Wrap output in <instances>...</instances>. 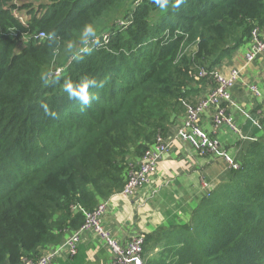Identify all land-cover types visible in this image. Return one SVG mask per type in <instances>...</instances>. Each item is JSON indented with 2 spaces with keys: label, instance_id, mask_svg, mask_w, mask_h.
Segmentation results:
<instances>
[{
  "label": "trees",
  "instance_id": "1",
  "mask_svg": "<svg viewBox=\"0 0 264 264\" xmlns=\"http://www.w3.org/2000/svg\"><path fill=\"white\" fill-rule=\"evenodd\" d=\"M16 1L0 0V264L59 246L84 222L73 205L92 209L122 191L157 134H172L208 91L200 69L220 68L254 27L264 29V0H168L156 22L153 0L122 9L123 0ZM110 10L115 21L97 31L96 50L75 61L66 44ZM39 31L44 38L32 37ZM42 72L57 82L44 86ZM87 78L103 87L90 88L98 98L82 107L63 83ZM258 133L247 137L240 168L191 214L144 234L143 257L160 250L147 264H264V128Z\"/></svg>",
  "mask_w": 264,
  "mask_h": 264
},
{
  "label": "crops",
  "instance_id": "2",
  "mask_svg": "<svg viewBox=\"0 0 264 264\" xmlns=\"http://www.w3.org/2000/svg\"><path fill=\"white\" fill-rule=\"evenodd\" d=\"M245 51L243 53L239 51L240 57L226 60L220 68L228 71L237 67L242 68V73L244 70L246 73L257 72L250 70L252 68L250 64L245 65ZM255 62L256 66L264 64V57H259ZM240 83H244V79L241 78L233 88L232 101L228 104V109L233 113L234 118L240 121L243 134L249 137V140H253L264 128L261 122V119H264V106L259 107L262 102L253 106L251 102L241 98L243 92L246 94L249 88L244 89ZM201 125L207 132L217 136L222 148L229 151L235 160L242 157L246 139L239 138L224 127L216 130L212 123L211 111L203 115ZM237 139H240L239 143ZM169 140L171 145L167 155L159 162L151 181L143 186L135 197L117 194L110 198L103 223L122 243L127 242L135 234L144 235L159 226L180 222L184 216L191 214L193 207L207 191L212 190L218 183L228 180L231 175L232 169L220 154H199L197 149L178 138ZM134 214L139 218L137 219ZM79 252L82 253L83 259L77 264H85L87 260L93 259L100 261L101 264L110 262L109 253L95 235L83 234ZM158 252L159 249L156 248L146 256L147 259L154 257L155 254L158 255ZM64 257H66L65 253L58 256L55 261H59L58 264H66Z\"/></svg>",
  "mask_w": 264,
  "mask_h": 264
},
{
  "label": "built area",
  "instance_id": "3",
  "mask_svg": "<svg viewBox=\"0 0 264 264\" xmlns=\"http://www.w3.org/2000/svg\"><path fill=\"white\" fill-rule=\"evenodd\" d=\"M140 2L142 0H136ZM123 21H121V24ZM43 31H39L32 37L44 38ZM109 35H105L108 41ZM259 57H264V29L256 26L251 31V40L244 54L245 65L252 64ZM61 68L55 72L60 73ZM201 77H209L211 86L207 93L195 104L188 106L185 117L176 132L166 137L161 132L156 136L154 144L149 147L140 158L138 166L132 167L128 179L121 193L127 197H135L139 190L151 181L152 176L158 169L159 162L167 155L171 145L170 138H178L183 143H188L199 154H220L221 158L231 169H239L240 164L222 148V144L216 135L207 132L201 125L203 115L211 111L212 123L217 129L228 128L239 138L247 139L242 130L236 124V119L229 112L228 104L232 101V91L242 77V68H231L228 71L215 68L211 71L205 68L200 70ZM250 91L261 97V91L255 84L249 85ZM110 199L100 201L92 209H87L79 203L72 206L73 211L84 215V222L80 228L67 236L63 245L55 249L44 251L36 259H23L22 264H54L56 258L63 253L67 256H76L79 253L83 234L95 235L103 244L110 256V264H145L143 257V234H135L130 239L120 242L110 229L103 223V217L108 211ZM26 260V261H25Z\"/></svg>",
  "mask_w": 264,
  "mask_h": 264
},
{
  "label": "clouds",
  "instance_id": "4",
  "mask_svg": "<svg viewBox=\"0 0 264 264\" xmlns=\"http://www.w3.org/2000/svg\"><path fill=\"white\" fill-rule=\"evenodd\" d=\"M183 2V0H176V7ZM153 3L164 9L167 7L168 0H153ZM49 38L51 41L56 40V33H50ZM99 45V38L97 36V29L91 23H86L80 30L78 41H69L65 46V51L71 54L72 58L79 62L84 59L85 56L91 55L96 47ZM52 74L59 75L60 73L51 72ZM52 74L48 72H42L40 74V81L44 86L54 85L57 82L58 77L54 78ZM103 87V81H97L94 78H87L78 83H74L71 80H65L63 83V91L67 94L70 100L78 101L82 107L90 106L94 99L98 97L95 94H90V88ZM40 107L43 109L44 114L52 119H55L57 113L51 111L47 103H41Z\"/></svg>",
  "mask_w": 264,
  "mask_h": 264
},
{
  "label": "rangeland",
  "instance_id": "5",
  "mask_svg": "<svg viewBox=\"0 0 264 264\" xmlns=\"http://www.w3.org/2000/svg\"><path fill=\"white\" fill-rule=\"evenodd\" d=\"M48 0H17L16 2H19V5H21V4H33V5H36V6H38V5H40L41 3H45V2H47ZM134 1L135 0H123L122 1V3L120 4V7H119V9H122V8H124V7H126V8H128V7H134L133 6V4H134ZM28 8V7H27ZM26 9V8H25ZM166 10V8H164V9H161V8H159V9H157L154 13H153V16L151 17V20H152V22H156L159 18H160V16L163 14V12ZM28 11L27 10H22V13H20V16L23 18V20H24V22H28V19H30V16H29V14L27 13ZM115 17V12L113 11V10H110L109 12H105L104 13V15H103V17L102 18H100V20L99 21H95L94 23H93V25L96 27V29H97V31H100V30H102L103 28H105L106 26H108V25H112L113 24V22L115 21L113 18ZM116 22H120V20H117ZM78 37H79V35H78ZM246 47V46H245ZM245 47H242L239 51H240V53H243L244 51H245ZM239 51L233 56V57H240L241 56V54L239 53ZM250 67H252L250 70L251 71H253V70H257V72H248V73H246L245 71L246 70H244L243 71V73H242V79H244V83H240V85L241 86H243L244 87V89H246L247 87L249 88V85H251V84H255L256 86H258L259 87V89H260V91H261V97L259 98V97H256V96H254V94L250 91V89H248V90H246V94H248V96L245 94V92H243V94L241 95V98H243V99H245V100H247V102H251L252 104H253V106H257L258 104H259V102H262L263 103V106H264V69H263V66H264V64H261V65H259V66H256V62H254V63H252V64H250L249 65ZM249 67V68H250ZM201 69H203V68H201ZM200 69V70H201ZM56 70H55V68H52V71L51 72H55ZM198 76L201 78V76H200V71H199V73H198ZM244 89H242V90H244ZM206 91V92H205ZM204 92V94L203 95H205L206 93H207V88H206V90H205ZM253 94V95H252ZM251 95V96H250ZM252 96H254V97H252ZM260 100V101H259ZM258 101V102H257ZM262 103L260 104V105H262ZM232 113V112H231ZM233 114V113H232ZM185 117V116H184ZM184 119V118H183ZM183 119L181 120V122H179L178 124H176V125H174V126H172V129H171V132H176L177 131V129H178V127H180L181 126V124H182V121H183ZM236 121V124L239 126V128L242 130V128H241V124H240V121H238V120H235ZM224 128H226V127H224ZM226 129H228V128H226ZM243 132V131H242ZM158 135V134H157ZM249 138V137H248ZM237 141H238V143L240 142V139L238 140L237 139ZM224 148V147H223ZM225 149V148H224ZM229 152V151H228ZM231 152V151H230ZM231 154H233V153H231ZM237 160V159H236ZM238 162V161H237ZM121 193V191L120 192H118V193H115V194H113L112 196H114V195H117V194H120ZM111 196V197H112ZM111 197H109V199L111 198ZM135 216H136V214H134ZM135 218V217H134ZM136 218L138 219L139 218V216H136ZM142 234V233H141ZM68 236V235H67ZM67 236L65 237V239L67 238ZM143 236H145V235H143ZM65 239L63 240V242L60 244V245H63L64 244V242H65ZM46 250H49V249H46ZM160 251V250H159ZM147 255H144V262H145V264H147V261H146V257ZM65 259V262H66V264H77V262L78 263H81V261H82V253L81 252H79L76 256H67L66 255V257H64ZM150 258V257H149ZM28 259H33V258H28V257H26V260H28ZM25 260V261H26ZM88 261H90V262H95V264H98V263H100V261H97V260H87L86 261V263L88 262ZM59 263V261H55V264H58ZM106 264H109V263H106Z\"/></svg>",
  "mask_w": 264,
  "mask_h": 264
}]
</instances>
